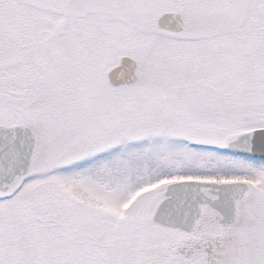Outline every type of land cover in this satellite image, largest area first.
<instances>
[{"label":"snow or ice","instance_id":"snow-or-ice-1","mask_svg":"<svg viewBox=\"0 0 264 264\" xmlns=\"http://www.w3.org/2000/svg\"><path fill=\"white\" fill-rule=\"evenodd\" d=\"M0 264H264V0H0Z\"/></svg>","mask_w":264,"mask_h":264}]
</instances>
